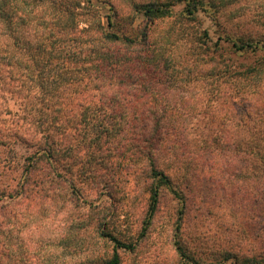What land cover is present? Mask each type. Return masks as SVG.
<instances>
[{"label":"trees","instance_id":"1","mask_svg":"<svg viewBox=\"0 0 264 264\" xmlns=\"http://www.w3.org/2000/svg\"><path fill=\"white\" fill-rule=\"evenodd\" d=\"M224 1L154 0L131 5L132 16L124 18L112 0H0V115L15 118L10 129L0 131V145L13 140L31 151L24 159L26 182L10 197L38 188L41 194L47 180L56 184L61 179L66 160H83L95 153L99 164L115 159L112 164L117 167L128 161L131 175L149 178L145 226L157 211L162 189L182 205L180 222L189 205L188 193L205 173L223 189L257 203L255 212L264 221V129L246 122L244 112L232 126L210 131L203 127L198 139L194 131L201 127L181 123L197 108L189 87L195 80L185 60L195 67L205 64L202 48L210 42L209 29L193 31L187 40L188 34L181 37L183 32L173 31L159 41L151 37L155 21L176 22L185 30L200 25L202 16L208 17L220 30L213 51L225 43L233 53L256 57L243 72L223 67L227 76L264 74V33L238 35L221 27V9L229 4ZM105 9L108 14L103 13ZM137 17L144 25L134 28ZM120 18L126 27L120 25ZM253 20L264 31V16L255 15ZM174 35L190 46L183 57L177 45L165 47ZM181 73L184 78H179ZM197 73L204 78V73ZM8 100L18 105L17 112L8 108ZM204 105L211 108V96ZM162 161L174 166H161ZM34 173L36 178L31 177ZM5 191L0 189V198ZM145 231L143 227L138 239ZM111 241L107 264H120L118 251L135 248L115 238ZM2 244L0 238V258ZM180 258L181 264H205L182 249ZM227 263L264 264V244L253 255L223 250L214 263L207 264Z\"/></svg>","mask_w":264,"mask_h":264},{"label":"rangeland","instance_id":"2","mask_svg":"<svg viewBox=\"0 0 264 264\" xmlns=\"http://www.w3.org/2000/svg\"><path fill=\"white\" fill-rule=\"evenodd\" d=\"M112 1L119 16L125 18L132 16L131 5L154 0ZM225 2L229 4L221 9V27L238 35L264 33L253 20L255 15L264 16L261 0ZM179 9V6L175 8L176 11ZM103 13L108 14L107 9ZM102 22L106 24V19L102 18ZM119 22L122 27L125 25L122 18ZM201 22L185 30L176 22L164 20L155 21L150 27L151 37L158 41L162 36H170L172 31L176 35L183 32L181 37L188 34L185 40L193 31L201 33L203 28L210 31V42L202 48L205 64L195 67L185 60L184 65L192 70L190 77L195 80L189 87L194 90L197 108L192 117L181 123L187 127H201L194 131L198 139L202 137L203 127L210 131L224 124L232 126L238 122V114L244 112L246 122L264 129V74L252 72L235 80L223 69L225 66L228 69L236 67L243 72L247 65H254L256 57L249 52L233 53L225 43L213 51L220 30L208 17L202 16ZM138 25H144L139 17L133 26ZM176 35L169 37L165 47L177 45V52L183 57L190 46L184 43L185 40L177 41ZM170 55L175 58L174 52ZM198 71L204 73L203 79L199 78ZM180 75L179 78H184L182 73ZM210 96L212 106L208 108L204 101ZM7 104L12 113L17 112L18 105L14 101L8 100ZM2 107L0 95V109ZM14 119L0 115V131L10 129ZM15 130L17 127L13 128ZM259 141L263 142L262 139ZM13 142L0 145V189L6 190L0 198V238L4 245L0 264H107L112 257V238L135 245L131 252L118 251L120 264H181L180 249L207 264L214 263L223 250L253 255L264 244V221H260L255 212L257 203L223 189L221 183L207 173L188 193L189 205L180 222L178 213L182 205L168 190L162 189L157 211L145 226L149 178L131 175L132 166L128 161L116 167L112 164L115 159H104L101 166L95 153L83 160H66L63 163L65 169L60 172L61 179L56 184L45 179L46 190L41 194H38V188L31 193L25 191L22 197L12 198L11 192L19 193L26 182L24 159L31 152L26 146ZM172 164L161 162V166L173 167ZM31 177L36 178V174ZM143 227H146L145 234L138 239Z\"/></svg>","mask_w":264,"mask_h":264}]
</instances>
